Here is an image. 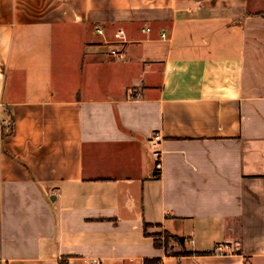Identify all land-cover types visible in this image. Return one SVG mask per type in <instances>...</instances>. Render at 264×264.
<instances>
[{
  "label": "crops",
  "instance_id": "obj_1",
  "mask_svg": "<svg viewBox=\"0 0 264 264\" xmlns=\"http://www.w3.org/2000/svg\"><path fill=\"white\" fill-rule=\"evenodd\" d=\"M0 259L264 264V0H0Z\"/></svg>",
  "mask_w": 264,
  "mask_h": 264
},
{
  "label": "built area",
  "instance_id": "obj_2",
  "mask_svg": "<svg viewBox=\"0 0 264 264\" xmlns=\"http://www.w3.org/2000/svg\"><path fill=\"white\" fill-rule=\"evenodd\" d=\"M145 30L146 31H150V27H145ZM97 31L99 33H102V29H99L98 28ZM161 36L162 37H165L166 35H165V33H162ZM114 38H115V40L117 42L122 43L123 40H124V38H125L124 31L122 29L117 30L114 33ZM109 54L112 55V56L120 57V58L123 57L122 51H120V50H118L116 48L110 49ZM158 139H159V134L156 133L154 135V140H158ZM153 155L156 157V168L158 169V167L160 166V160H159V152H158V150H154L153 151ZM0 264H9V263L7 261H5V260L0 259ZM88 264H101V261L98 260V259H92V260H89L88 261Z\"/></svg>",
  "mask_w": 264,
  "mask_h": 264
},
{
  "label": "trees",
  "instance_id": "obj_3",
  "mask_svg": "<svg viewBox=\"0 0 264 264\" xmlns=\"http://www.w3.org/2000/svg\"><path fill=\"white\" fill-rule=\"evenodd\" d=\"M166 240H168V238H166ZM155 244L156 245H160V242L158 241V239L155 240ZM156 263H157V259L146 260V264H156Z\"/></svg>",
  "mask_w": 264,
  "mask_h": 264
},
{
  "label": "rangeland",
  "instance_id": "obj_4",
  "mask_svg": "<svg viewBox=\"0 0 264 264\" xmlns=\"http://www.w3.org/2000/svg\"><path fill=\"white\" fill-rule=\"evenodd\" d=\"M165 241H166L165 243L167 244L168 242L173 241V239L172 238H169L168 240H165ZM168 247L170 248L171 247V244L168 243Z\"/></svg>",
  "mask_w": 264,
  "mask_h": 264
}]
</instances>
